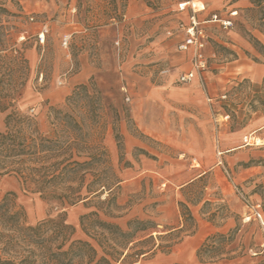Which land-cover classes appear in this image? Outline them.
I'll use <instances>...</instances> for the list:
<instances>
[{"label": "rangeland", "instance_id": "rangeland-1", "mask_svg": "<svg viewBox=\"0 0 264 264\" xmlns=\"http://www.w3.org/2000/svg\"><path fill=\"white\" fill-rule=\"evenodd\" d=\"M185 1L191 0H0V45L18 49L26 60L0 57V108L3 96L15 91L16 110L45 134L53 131L51 108L78 122L79 149L90 144L95 156L83 187L112 186L118 208L113 217L103 214L107 191L68 207L76 238L86 239L79 219L90 211L122 230L129 220L150 221L134 242L151 235L156 246L166 242L159 235L188 230L176 233L168 253L155 249L118 264H200L195 252L205 237L237 224L235 246L249 249L228 264H260L264 229L245 220L249 210L239 193L259 203L264 215V127H258L264 106L256 101L264 99V89L229 73L227 63L237 55L264 58L245 34L256 37L264 26L249 0L246 7L238 0H192L196 9L207 3L231 21L226 29L219 22L199 24L208 65L202 91L194 81L176 80L190 67L191 53L177 49L184 37L180 24L193 15L189 7L176 10ZM10 110L0 111V131ZM246 135L252 144L242 142ZM0 199L21 210L28 224L59 212L55 201L24 190L12 175L0 176ZM179 202L193 217L191 235H184L192 228Z\"/></svg>", "mask_w": 264, "mask_h": 264}, {"label": "trees", "instance_id": "trees-1", "mask_svg": "<svg viewBox=\"0 0 264 264\" xmlns=\"http://www.w3.org/2000/svg\"><path fill=\"white\" fill-rule=\"evenodd\" d=\"M249 2L264 26V0ZM258 30L264 33V30ZM245 34L264 55V45L247 31ZM0 53L2 58L11 57L19 63L26 62L16 48L0 45ZM261 85L264 89V77ZM17 97L15 91L6 93L3 96L6 106L0 108L2 111L11 107L5 116L4 130L0 131V176L12 175L24 190L55 201L59 212L35 224H28L21 210H15L9 200L0 199V264H118L147 253L153 254L155 249L168 253L176 233L188 231L181 228L159 235L158 238L166 242L156 246L151 235L134 242L137 234L144 232L151 224L150 221L129 220L127 230H122L117 224L100 219L96 211H90L79 219L86 239L76 238L75 228L66 220L67 208L100 197L107 191V198L100 203L105 205L103 214L113 217L118 205L111 193L112 186L102 185V189L83 187L88 177L93 176L95 156L91 153L90 144L84 151L79 149L75 131L78 122L74 117L63 119L60 117L62 110L51 108L55 115L53 131L45 134L39 130L33 118L16 110L12 102ZM256 101L264 106V99L257 98ZM80 156H84V160H80ZM179 206L185 210V223L192 228L184 235H191L193 217L186 205L179 202ZM239 227L237 224L227 232H214L206 236L196 249L197 261L200 264H228L245 257L249 247L243 243L235 246ZM132 242L133 245L129 247ZM145 243L151 244L142 247ZM260 264H264V257Z\"/></svg>", "mask_w": 264, "mask_h": 264}, {"label": "built area", "instance_id": "built-area-1", "mask_svg": "<svg viewBox=\"0 0 264 264\" xmlns=\"http://www.w3.org/2000/svg\"><path fill=\"white\" fill-rule=\"evenodd\" d=\"M189 7L192 13H194L197 9L193 2L185 1L177 4V11H184L185 8ZM212 20L220 21L221 25L224 28H227L231 25L230 20H220L216 18V15L212 16ZM180 27L184 31L183 39L178 43L177 49L181 52H190V67L186 71L179 73L176 77V80L181 83H189L196 82V84L205 91L206 89V70L208 68L207 60L204 54V46H205V34L204 30L199 26L193 17H191L189 23L180 24ZM47 32V28L44 25L41 27L40 31L37 33V38L40 43H43L45 39V33ZM68 36H63L62 44L63 46L67 45ZM229 116L227 114L223 115V119H227ZM250 136H243L242 142L247 144H252L250 141ZM256 144V142H254ZM242 201L245 206L249 210V215L245 218V220H249L252 218L255 220L261 229H264V215L260 210L259 203H252L248 198H246L242 193H239ZM244 220V221H245Z\"/></svg>", "mask_w": 264, "mask_h": 264}, {"label": "crops", "instance_id": "crops-1", "mask_svg": "<svg viewBox=\"0 0 264 264\" xmlns=\"http://www.w3.org/2000/svg\"><path fill=\"white\" fill-rule=\"evenodd\" d=\"M191 2L193 1L191 0ZM237 3H239L240 6H243V7H246L249 5V2L247 0H238ZM208 10H209V5L205 3L203 4L202 9H197L193 13L192 17L197 23L208 24L207 26H210L209 24H213V23H218V22L220 23V21L218 20H212L213 15H216L217 19L225 20L223 18H219L215 12H211L210 10L209 11ZM222 28L226 29L223 26ZM255 36L261 43L264 44V34L257 31L255 33ZM227 67L229 69L228 71L229 73L235 74V75H243L247 77L252 82V84L255 86H260L261 80L264 77V58L253 61L249 59L247 56L237 55L227 63ZM258 127H264V122L259 124Z\"/></svg>", "mask_w": 264, "mask_h": 264}, {"label": "bare ground", "instance_id": "bare-ground-1", "mask_svg": "<svg viewBox=\"0 0 264 264\" xmlns=\"http://www.w3.org/2000/svg\"><path fill=\"white\" fill-rule=\"evenodd\" d=\"M194 3V2H193ZM195 4V3H194ZM258 144V142H256V145Z\"/></svg>", "mask_w": 264, "mask_h": 264}]
</instances>
